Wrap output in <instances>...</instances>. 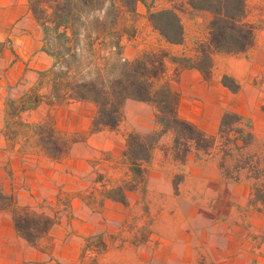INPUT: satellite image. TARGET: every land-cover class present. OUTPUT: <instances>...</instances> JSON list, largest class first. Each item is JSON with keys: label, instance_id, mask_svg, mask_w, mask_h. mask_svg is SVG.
<instances>
[{"label": "crops", "instance_id": "0c3cea01", "mask_svg": "<svg viewBox=\"0 0 264 264\" xmlns=\"http://www.w3.org/2000/svg\"><path fill=\"white\" fill-rule=\"evenodd\" d=\"M146 1L138 4L137 18L163 48L178 58L198 59V46L208 41L211 15L194 11L190 0ZM169 8L182 20L181 45L167 44L148 20L149 9ZM201 17L207 19L205 39L200 38ZM134 24V35L121 41V57L127 61L138 58L146 46ZM0 43L5 45L0 55V264H264V212L249 204L251 167H264V28L247 52L216 54L208 80L195 68L181 69L175 79L178 65L167 62L182 119L218 136L223 116L233 112L253 134L251 146L223 162L238 180L224 175L222 160L213 153L192 149L184 165L176 162L172 136H167L144 164L145 177L136 181V190L126 192L125 204L106 195L118 187L117 177H111L117 171L114 163L104 160L95 170L90 157L105 153L134 179L124 156L126 133L158 130L153 107L128 100L121 124L127 132L116 135L91 133L96 107L90 102L51 105L57 63L31 0H0ZM225 75L235 79L238 93L223 85ZM50 113L61 135L84 138L61 160L50 158L39 142L37 129ZM249 157L254 159L251 167L234 169L238 158ZM178 172L184 178L176 195ZM96 173L109 176L106 190L95 191L100 184ZM15 211H34L55 224L32 246L16 230ZM91 245L100 249L93 262L84 258Z\"/></svg>", "mask_w": 264, "mask_h": 264}, {"label": "trees", "instance_id": "16d2710c", "mask_svg": "<svg viewBox=\"0 0 264 264\" xmlns=\"http://www.w3.org/2000/svg\"><path fill=\"white\" fill-rule=\"evenodd\" d=\"M146 0H31V10L43 26L48 39V52L56 58V79L53 90L55 102H90L96 107L91 133L116 131L125 121V104L133 100L148 104L155 112L158 130L150 133L131 131L126 136L124 156L131 166L134 179L129 184L108 191V198L126 203V192L136 190V181L143 180L148 164L163 138L172 136L171 150L176 162L184 165L195 149L211 155L219 148L226 156L241 152L252 145L253 134L245 129L242 117L233 112L223 116L219 135L211 136L197 125L179 116L180 95L167 79V61L180 69H198L205 79H210L216 54L238 55L255 44L257 28L249 20L247 0H190L197 12L211 15L209 37L198 46V59L177 58L168 51L141 54L134 61L121 57L123 36H133L134 28L121 24L122 18L137 17V6ZM148 20L152 28L170 45L184 43V27L178 12L173 9H149ZM82 38L86 41L88 65L80 61ZM106 47L116 59L111 62L100 54ZM5 45L0 43V55ZM222 83L231 92L238 93L240 86L234 78L225 75ZM39 142L50 158L61 160L70 153L75 143L68 141L56 130L53 116L38 127ZM217 143L219 145H217ZM250 158L238 161L236 171L251 167ZM227 178L238 180L222 164ZM255 181L249 201L257 212H264V169L252 166ZM234 170V171H235ZM233 171V172H234ZM184 176L177 174L173 180L177 191ZM18 234L32 246L49 233L55 221L47 216L29 212H15Z\"/></svg>", "mask_w": 264, "mask_h": 264}, {"label": "rangeland", "instance_id": "374dc122", "mask_svg": "<svg viewBox=\"0 0 264 264\" xmlns=\"http://www.w3.org/2000/svg\"><path fill=\"white\" fill-rule=\"evenodd\" d=\"M247 2H248V7H249V20L257 28V31H256V35H257L258 31H260L261 29L264 28V0H247ZM182 7L183 6H181V8ZM122 20L123 21L121 22V24H124L126 27H132V22H135L134 25H137L140 28V35L139 36H141L143 38V41L146 43V46L143 48L141 54L148 53V52H158V51H162V50H166L170 54L172 53L168 49L163 48V46L157 41V39L155 38V36L152 33H150V31L147 29L146 26L143 25L141 19H139V18L136 17L133 20V19L130 18V16L129 17L124 16L122 18ZM206 22H207V19H205L204 17H201L200 22H199V25L202 27L201 28L202 31L200 33L201 34V37L200 38H204V39H205V35L203 34V32L207 34ZM80 47H81V49H83L80 52V55H81L80 61L82 63L81 65L83 67H87V65H88L87 58H88V55L89 54H88V51H87V48H86V41L83 38H82V43L80 44ZM99 51H100V54L102 56L107 57L111 62H113L116 59V57L114 56V54L110 53V51L107 50L106 47H99ZM168 61H170V60H168ZM177 69L179 70V66H178ZM177 69H176L175 74H174L175 79H177V77H178L177 76ZM58 71H60V67L57 68V70H56L55 73H57ZM167 79L169 81L172 80V78H170L169 76H167ZM65 104H67V103H65ZM51 114L52 113H50L49 115H51ZM126 127L127 126L125 124H123L120 128H118V130H116L117 131L116 132V135L126 133L127 132V128ZM128 133L129 132H127L126 135H128ZM62 137L64 139L68 140V141H74L75 143L76 142H79L80 140H83L84 139V138L83 139H80V137L79 138H69L66 135H62ZM70 152H71V150H70ZM261 152L264 154V149L261 150ZM212 153H213V155H214L215 158H221L222 164H225L223 162H224L225 158H228V157H226L223 153H220V151H218L217 149L215 151H213ZM67 156H65L64 158H67ZM242 159H239L238 158V161H240ZM90 160H91V165H92V167L95 170L98 169V168L100 169V167L104 163L103 162L104 160H106V161H112L114 163L117 171H114L113 172V175L111 177L112 178L113 177H117L118 180H113V181H116L115 185H117L118 187L120 185L129 184L130 181H132V180L128 179L127 172L122 167L120 168L121 162L119 160L113 159L111 157H108L107 155H105V153H102L100 156H91L90 157ZM250 160H252L251 162L253 163L254 159L252 157L250 158ZM228 165L229 166L231 165V164H229V161H228ZM262 168L264 169L263 166H261V169ZM177 174H182V173L178 172ZM253 175L254 174H252V181L255 184V181L253 179ZM96 178L100 181V184L97 186V188H95V191L98 192V191H101V190H104V189L106 190L107 187L109 186V181H108L109 180V176L107 174L104 175L102 173H96ZM179 186H180V184H179ZM179 189H180V187L178 188L177 191L174 189L176 195L177 194H181L180 191H179ZM111 190H113V189H111ZM15 212H21V211H15ZM29 213L36 214L34 211L29 212ZM98 250H100V249L98 248V246H95V245H91V247H87L86 252H85V255H84V258H86L89 262H93L94 259H95V257L97 256Z\"/></svg>", "mask_w": 264, "mask_h": 264}]
</instances>
